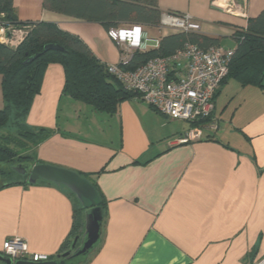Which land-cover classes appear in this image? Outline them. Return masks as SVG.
<instances>
[{"label": "crops", "instance_id": "1", "mask_svg": "<svg viewBox=\"0 0 264 264\" xmlns=\"http://www.w3.org/2000/svg\"><path fill=\"white\" fill-rule=\"evenodd\" d=\"M11 1L17 21L55 23L100 62L118 61L101 23L47 10L43 0ZM245 1V17L211 0H158V7L191 15L197 32L219 38V46L231 38L235 49V33L264 9V0ZM140 26L151 38L175 33ZM63 85V68L50 64L24 123L49 131L34 149L39 163L86 176L103 200L101 241L84 264H264V88L226 78L214 97L217 129L177 144L191 123L166 119L135 97L112 114L98 112L63 93ZM73 221L74 199L64 186L0 188V251L18 236L53 258Z\"/></svg>", "mask_w": 264, "mask_h": 264}, {"label": "trees", "instance_id": "2", "mask_svg": "<svg viewBox=\"0 0 264 264\" xmlns=\"http://www.w3.org/2000/svg\"><path fill=\"white\" fill-rule=\"evenodd\" d=\"M43 7L99 22L107 30L132 25L156 27L162 13L158 0H43ZM0 20L12 25L22 24L16 19L11 0H0ZM30 24L33 25L31 31L17 48L0 43V86L4 102L0 108V129L8 125H13L16 129L15 136H0V174L7 177L0 188L3 185L27 184L26 177L14 171L12 165L40 162L34 149L48 137L49 131L28 127L24 119L33 99L41 90L43 75L50 64H59L63 68V93L90 105L98 112L112 114L120 102L135 97L122 87L108 72L107 64L100 62L78 36L62 30L55 23L39 21ZM235 38L237 46L233 49L225 79L234 78L243 87L264 88V9L249 18L246 28L236 32ZM47 43L58 44L64 50L43 51V46ZM186 43L206 49L219 46V38L195 31L175 32L161 37L158 48L135 51L124 68L134 69L155 56L169 55ZM35 54L38 56L31 62H24ZM209 121L210 118L195 121L191 123V127ZM69 193L74 199L73 228L70 239L64 243L59 253L70 247L72 240L82 233L84 226L83 209L74 195ZM101 207L103 209L102 198Z\"/></svg>", "mask_w": 264, "mask_h": 264}, {"label": "built area", "instance_id": "3", "mask_svg": "<svg viewBox=\"0 0 264 264\" xmlns=\"http://www.w3.org/2000/svg\"><path fill=\"white\" fill-rule=\"evenodd\" d=\"M211 5L232 16H246L245 0H211ZM32 27L30 23L12 25L0 20V43L17 48ZM158 27L173 32L200 29L191 15L168 12L161 13ZM107 35L115 42L119 53L118 61L107 64V70L126 91L169 120L193 123L210 118L207 126L190 127L176 139L177 144L200 139L204 129H217L213 118L214 96L228 75L233 49L221 46L202 49L186 43L169 55L155 56L134 69H126L124 66L135 51L158 48L160 39L149 37L140 25L110 28ZM1 253L12 260L43 262L52 259L46 253L31 251L26 240L18 236L8 238Z\"/></svg>", "mask_w": 264, "mask_h": 264}, {"label": "water", "instance_id": "4", "mask_svg": "<svg viewBox=\"0 0 264 264\" xmlns=\"http://www.w3.org/2000/svg\"><path fill=\"white\" fill-rule=\"evenodd\" d=\"M64 50L58 44L47 43L43 51ZM38 54L30 56L24 62H31ZM12 169L25 176L27 184L46 181L58 186L66 187L79 202L83 209L84 228L82 234L76 235L70 247L43 262L27 260H12L0 251V264H82L97 248L101 241L104 220L101 198L91 181L77 172L45 163H17Z\"/></svg>", "mask_w": 264, "mask_h": 264}, {"label": "rangeland", "instance_id": "5", "mask_svg": "<svg viewBox=\"0 0 264 264\" xmlns=\"http://www.w3.org/2000/svg\"><path fill=\"white\" fill-rule=\"evenodd\" d=\"M151 32V31H150ZM151 35H153V33L151 32ZM223 40H227L226 43H223L222 44V48H229V47H234L235 46V42L233 39L231 38H224ZM228 46V47H227ZM220 110H219V107L217 106L216 108V116L218 117L220 114H219ZM187 122H183V124H186ZM220 123V122H219ZM16 129H15V126L13 125H8L2 129H0V136H15L14 134H16ZM12 147H14V145H12ZM32 152V149H30L29 153ZM7 181V177H4L3 175L0 174V185L2 183H5Z\"/></svg>", "mask_w": 264, "mask_h": 264}]
</instances>
